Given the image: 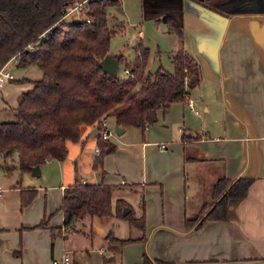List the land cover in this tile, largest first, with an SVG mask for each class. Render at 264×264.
I'll return each instance as SVG.
<instances>
[{
    "label": "crops",
    "instance_id": "0c3cea01",
    "mask_svg": "<svg viewBox=\"0 0 264 264\" xmlns=\"http://www.w3.org/2000/svg\"><path fill=\"white\" fill-rule=\"evenodd\" d=\"M117 1L113 9L137 28L140 40L115 53L110 48L114 59L123 57L119 66L131 72L143 49L159 51L162 42L169 43L171 55L178 52L182 45L170 26H179L185 49L200 64L201 83L186 102L160 111L147 132L123 129L117 151L104 158L103 176L93 169L99 141L95 126L81 127L80 142L68 143L65 161L47 162L37 177L24 174L32 180L45 175L38 189L32 180L27 185L23 178L10 180L4 170L11 163L0 157V264H53L65 254L72 264H143L145 254L165 264H264V13H239L245 3L231 17L206 8L226 10L217 6L226 0ZM147 36L150 40L143 43ZM129 47L135 56L131 66L125 59ZM13 63L29 68L12 59L2 71ZM35 83L22 75L0 88V122L8 121L21 94ZM222 178H249L253 184L245 198L231 200L228 221L188 231L187 220L198 219L212 203L215 183ZM77 181L114 187L113 215L78 223L65 236L59 209L64 188ZM24 189L36 190L37 196L23 210ZM120 200L129 204L134 218H145L144 231L116 216ZM43 220L49 226L37 228ZM128 239L136 242H113Z\"/></svg>",
    "mask_w": 264,
    "mask_h": 264
},
{
    "label": "trees",
    "instance_id": "16d2710c",
    "mask_svg": "<svg viewBox=\"0 0 264 264\" xmlns=\"http://www.w3.org/2000/svg\"><path fill=\"white\" fill-rule=\"evenodd\" d=\"M86 0H0V72L12 59L21 67L38 65L42 77L33 90L21 94L12 121L0 122V157L8 164L10 175L18 166L21 175L31 173L47 162L65 161L68 143L80 142L83 125L98 127L111 119L122 129L143 131L157 123L158 113L172 104L186 102L190 92L200 85V64L185 49V34L171 25L181 42V49L172 58L173 70L147 69L149 50L136 58L130 75L123 77L105 73L102 60L110 55L114 35L108 25V8L117 0H87L82 6V20L62 21L66 8ZM250 0H226L207 6L222 16L236 15L235 8ZM238 14V13H237ZM89 21V22H88ZM59 23V28H54ZM33 48V50H31ZM123 63V57H115ZM98 155L93 169L103 176L104 158L114 154L118 145L111 139L98 137ZM9 161V162H8ZM253 179L222 178L215 183L212 207H203L198 219L187 220L188 231H199L208 222L228 221L229 203L245 198ZM62 206L65 236L76 231L78 223L93 217L113 215L114 187L76 182L64 188ZM37 196V191L24 189L21 205L24 210ZM118 218L129 221L133 228L145 229V218H134L125 201H117ZM130 212L124 215V211ZM46 220L37 227L47 228ZM146 240V239H144ZM113 242L127 245L135 240ZM143 264H165L145 254Z\"/></svg>",
    "mask_w": 264,
    "mask_h": 264
},
{
    "label": "rangeland",
    "instance_id": "374dc122",
    "mask_svg": "<svg viewBox=\"0 0 264 264\" xmlns=\"http://www.w3.org/2000/svg\"><path fill=\"white\" fill-rule=\"evenodd\" d=\"M107 13H108L109 28L112 29V31L114 32V36H113L114 38L111 40V43H110V45H111V53H115L116 51L121 49L122 46H124L126 43L136 45L137 41L140 42V40L138 39V36H137V28H135L132 25L129 26L125 22L126 20L123 17L122 12H120L119 8H117V7L114 8V9L113 8H108ZM83 17H84L83 14H80L79 12L76 11L70 17H68L67 20H69V21L82 20ZM123 21H124V24H125L124 27L127 28V31H123L122 28H121V26H122L121 22H123ZM121 31H123L125 34L121 35V33H120ZM149 40L150 39L147 36L146 39L143 41V43H147ZM160 44H161L162 47L159 48V51H158V49H155V50H152V52H149V55H148V58H147L148 59V68L147 69L149 71L151 70V72H155L162 65L163 67H161V68H164V69H166L168 71H172V65H171V62L169 61V58H168L171 55V53H170L171 50H170L169 47L166 48V46H168L169 43L162 42ZM137 47H139V45H137ZM157 52H159V53H157ZM125 59L128 61V65L129 66H131L133 64V62H135L134 52L132 51L131 47H129L127 49V51L125 53ZM125 67H126V65H120L118 67V70H117V75L118 76L123 77L125 75L124 74ZM7 72L9 74H13V77L15 79L17 77L21 78L22 75H25L29 79L34 80V81L37 82L42 77V75H41L42 72L39 69L38 65H31V66H29L28 69H25V68L18 69L16 67V65L13 63L9 67ZM8 82L9 81H7V83ZM7 117H8L7 118L8 121H12L14 119V111H12L11 114H8ZM108 124H109V129L113 132L112 136H111V140H113L115 142L119 135L116 134V132L114 130V125L112 124V122L109 121ZM134 130L135 129L128 130V132L126 133L125 137L132 136L133 135L132 133H133ZM11 165H15V164H11ZM55 165H58V164L56 163ZM55 167L58 168L57 166H55ZM9 176L11 178L10 180H15V179L20 180V178H23L24 179V181L22 182L23 185L24 184L27 185L28 182L30 180H32L31 178H29L30 177L29 175H23L24 177H21V175H19V171L17 169H13L12 173ZM44 176L45 175L42 174L39 178H35V179L32 180V181L35 182L36 189H38L40 185L43 186ZM18 180H15V181H18ZM214 202H215V200H213L212 203L209 204L207 207H211L212 204H214Z\"/></svg>",
    "mask_w": 264,
    "mask_h": 264
},
{
    "label": "built area",
    "instance_id": "2783aa9c",
    "mask_svg": "<svg viewBox=\"0 0 264 264\" xmlns=\"http://www.w3.org/2000/svg\"><path fill=\"white\" fill-rule=\"evenodd\" d=\"M87 0L86 1H82V3H77L75 6L73 7H69V8H66L65 12H64V17L61 19V22L62 21H66L68 17H70L74 12H79L81 13V9H82V6L84 4H86ZM89 22V21H88ZM59 23L56 24L54 26V28H59ZM31 50H33V48H31ZM124 74L125 75H130L129 74V71H124ZM13 77L8 73V72H3L1 71L0 72V88H2L3 86H5V84L7 83V81H10L12 80ZM188 105L189 107L193 110V106L192 105V102H188ZM99 127V137L103 138V139H111V136H112V131L109 129V124L106 122V120H102L100 125L98 126ZM148 127L145 129V131L147 132L148 131ZM161 150H165L166 147L165 146H161L160 147ZM3 195V191H2V188L0 186V196ZM53 264H72V257L70 254H65L61 259H59L58 261H55Z\"/></svg>",
    "mask_w": 264,
    "mask_h": 264
},
{
    "label": "water",
    "instance_id": "95a60500",
    "mask_svg": "<svg viewBox=\"0 0 264 264\" xmlns=\"http://www.w3.org/2000/svg\"><path fill=\"white\" fill-rule=\"evenodd\" d=\"M242 8L243 9L238 10L239 13H241V11L247 12V13H254V14L264 13V0H255V1L253 0V2L246 4ZM102 61L103 62L101 64V67L105 73L112 75V76L117 74V70L119 67V61L117 59H114L112 56L108 55ZM98 130H99V127L96 128V132H98ZM114 130L117 135L122 134L124 131L118 124L114 126ZM31 174L34 177L39 176L40 167L33 169ZM129 212H130V209H126L123 214L126 215Z\"/></svg>",
    "mask_w": 264,
    "mask_h": 264
}]
</instances>
